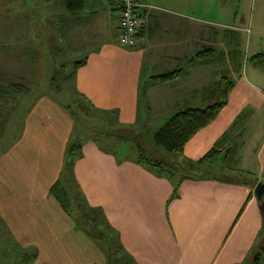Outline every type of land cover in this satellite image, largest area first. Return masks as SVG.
Here are the masks:
<instances>
[{
  "label": "crops",
  "instance_id": "crops-1",
  "mask_svg": "<svg viewBox=\"0 0 264 264\" xmlns=\"http://www.w3.org/2000/svg\"><path fill=\"white\" fill-rule=\"evenodd\" d=\"M48 1L50 8L52 0ZM237 1L240 24L227 25L220 20V28L213 32L220 44L218 49L210 48L212 53H203L185 66L187 60L196 58L200 48H209L213 29L207 25V18L212 12L224 18L218 14L221 7L212 11L211 4L203 5L204 17L200 19L193 16L196 0H159V4L142 7L138 9L142 23L138 44L127 49L118 44L117 0H82V9L74 14L62 0L56 6L66 11L63 21L74 23L77 33L94 24L91 32L100 39L85 55L81 53L82 58L68 60L75 99L81 98L88 107L98 109L127 107L133 101L134 93L130 92L139 83V69L145 65L155 68L159 62V74L184 66L183 75L175 81L150 84V88L159 87V97L180 90L189 77L194 78L193 94L199 89L201 92L196 103L183 106L204 105V91L214 83L205 88L203 76L211 72V58L224 61L227 67L222 74L230 80L241 67L244 13L253 0ZM137 2L145 4L144 0ZM222 7L220 11L225 14L226 6ZM47 25L51 27V19ZM69 36L68 30L67 39ZM262 54H254L250 60L264 69V57H254ZM41 96L27 110L16 142L0 155V222L9 229L15 245L11 252L20 264H110L108 243L97 245L95 237L81 230L49 194L62 170L75 120L70 104L56 102L50 95ZM230 99L232 105L220 129L235 139L236 170L248 173L250 178L260 176L264 171V78L257 86L233 83ZM259 109L262 113H256ZM201 141L194 154L210 138L206 135ZM82 149L73 171L78 188L87 198L86 214H98L103 224L95 215L91 218L115 233L119 257L123 255L130 264H242L250 257L251 247L261 243L264 216L253 189L247 198L254 181L225 184L185 180L179 185L178 197L173 198L170 182L136 164L135 156L100 154V158L96 152L98 158L89 162L87 171L96 173L82 183L78 171L85 160H90Z\"/></svg>",
  "mask_w": 264,
  "mask_h": 264
},
{
  "label": "rangeland",
  "instance_id": "rangeland-1",
  "mask_svg": "<svg viewBox=\"0 0 264 264\" xmlns=\"http://www.w3.org/2000/svg\"><path fill=\"white\" fill-rule=\"evenodd\" d=\"M99 1L103 2V0ZM61 2L62 0H52L49 8L48 0H0V84L5 85L9 92L12 91L0 98V155L16 142V137L22 132L23 119L29 112L27 110L37 102V98L42 97L41 95L44 97L50 95L56 102H65L71 105L70 109L74 113L73 116L75 115V121H73V132L69 143H79L83 148L82 151L86 155H90V160H85L84 165L78 171L79 180L83 183V179L90 180L89 176L96 173L93 170L87 171L89 162L91 164L94 162L93 159L98 158L96 157L97 153L100 158L103 154L120 156L122 153V157L135 156L133 144L130 141L123 145L124 150L120 149L119 143L115 139L106 137L107 132L138 134V137L150 140L154 130L172 113L183 109V105L196 103L201 90L199 89L193 94L191 88L194 78L190 80L188 77L184 79L180 90H176L175 93L166 91V94L162 93V96L159 97V87L150 88L149 79L150 76L159 74V62H157L158 66L155 68L145 65L139 69L137 74L139 83L137 88H132L130 93H134L131 98L133 101L127 107L115 106L98 109L88 107L81 98L75 99L77 97L73 88L74 76L67 77L71 72L70 66H67L68 60L72 58L75 61L82 58L81 53L84 54L87 49H93L97 43H100V39L96 37L97 34L91 32L94 24L85 28V32L82 30L77 33L74 23H65L62 18L66 14L64 7L56 6ZM144 3L146 7H149L153 5L152 3L159 4V0H144ZM205 4H211L212 11L216 10V7L226 6L225 14L224 11H220L221 8L218 11V14L224 15V18L215 17L212 11H210L212 12L211 17L209 16L210 19L207 18L210 21L207 25L213 29L211 40L208 42L209 48L218 49L220 44L217 43V40L215 41L213 34L214 30L220 28L217 23L221 20V23L226 21L227 25L240 24L239 2L237 0H196L193 15L195 18L204 17L203 5ZM244 15L246 29L242 32L241 67L237 74L231 76V80L233 83H249L257 86L264 78V69L252 63L250 58L254 54L264 53V0H253ZM48 19L52 21L51 27L47 25ZM70 19L68 18V20ZM70 29H72L71 33ZM68 30L71 36L67 39ZM218 61V59L211 58L212 65L208 67L211 72L207 71L208 74L203 76L205 88L218 80L227 67L224 61ZM181 67L184 66L181 65ZM12 84H18V93L14 92L17 90L16 88H8ZM253 88L257 91L255 87ZM64 96L72 97V99L67 101ZM246 110L247 108L243 112ZM256 113H262V111L259 109ZM258 117L261 118V115ZM198 150L199 148L196 149V152ZM194 152L185 156L187 161L194 160V156L197 154ZM163 154L166 157L162 154L161 156L167 158L168 161H182V157L174 152H164ZM78 161L79 158H76L73 160V164ZM221 165L212 166L211 172L208 171V173L212 176H217L220 172V174L227 173L225 169L222 170ZM253 176L264 184V171L260 176L258 174ZM233 177L235 176L233 175ZM254 177L250 178L245 175L235 178L243 182H253ZM74 179L76 181L75 176ZM78 189L85 208L84 211L88 213L89 209L85 205L87 198L80 187ZM250 189L252 188L249 187ZM94 215L90 214L89 216H94V218L98 216L96 213ZM96 219L102 223L100 217H96ZM7 230L9 229L5 223L0 222V264H20V259L11 252L15 245ZM102 230L104 231V229ZM262 238L260 242H263L264 236ZM95 239L97 245L101 243L104 246L108 242L99 236H95ZM120 254L119 252L118 255ZM118 255L119 262L116 264H130L123 255L120 257Z\"/></svg>",
  "mask_w": 264,
  "mask_h": 264
},
{
  "label": "trees",
  "instance_id": "trees-1",
  "mask_svg": "<svg viewBox=\"0 0 264 264\" xmlns=\"http://www.w3.org/2000/svg\"><path fill=\"white\" fill-rule=\"evenodd\" d=\"M65 4L67 10L72 14L82 9V0H66ZM206 52L212 53L213 50L204 48L197 51L195 54L196 58L187 60L185 66L194 60L196 61L200 55ZM259 56L264 57L263 54L255 55L254 57ZM80 63H83V61ZM183 70V67H180L152 75L149 77L150 84L159 85L175 81L183 75ZM67 77L71 78L73 74H68ZM17 85L12 84L8 88H16L17 90H14V92L18 93ZM232 89L233 82L222 75L211 87L204 91L203 100L205 102L203 107L178 109L154 130L150 140L138 137V134L127 135V132L117 131L107 132L106 137L115 139L119 144H125L130 141L135 151L136 164L157 177L168 180L172 185L171 195L173 198L178 197L179 185L185 180H215L229 184L239 181L235 178L236 176L246 175L251 177L248 173L236 170L235 157L237 148L235 139L231 138L226 131L220 129V123L232 105L230 99ZM10 92L5 85L0 84V98ZM71 113L74 114L73 112ZM211 133H214L213 137L210 136ZM206 135H208L210 141L202 149L200 148V151L194 156V160L187 161L188 159L185 156L193 153L202 142L203 136ZM164 152H174L182 157V161H168L163 154ZM161 154L165 157L161 156ZM80 156V144H70L65 154L62 170L56 181L50 186L49 194L58 202L63 211L71 214L75 224L81 230L91 235V237L99 236L108 241V261L110 264H116V262H119L117 255L121 251L117 243V236L108 226L101 228L94 218L86 214L83 202L78 194L79 189L73 174V160ZM216 162H220L222 165ZM219 165L227 173L220 174V172L217 176H212L208 173V171L211 172L212 166ZM253 181L252 189L257 184L255 179ZM252 189L249 190L247 198L252 196V193H250ZM261 202L264 203L263 198L258 201V204ZM261 216H264L262 211ZM263 259L264 240L259 245L251 247L250 257L248 260H244L242 264H262Z\"/></svg>",
  "mask_w": 264,
  "mask_h": 264
},
{
  "label": "built area",
  "instance_id": "built-area-1",
  "mask_svg": "<svg viewBox=\"0 0 264 264\" xmlns=\"http://www.w3.org/2000/svg\"><path fill=\"white\" fill-rule=\"evenodd\" d=\"M117 2L119 8L118 44L123 48L132 49L138 44V35L142 26L138 9L146 7V5L137 2V0H117Z\"/></svg>",
  "mask_w": 264,
  "mask_h": 264
},
{
  "label": "water",
  "instance_id": "water-1",
  "mask_svg": "<svg viewBox=\"0 0 264 264\" xmlns=\"http://www.w3.org/2000/svg\"><path fill=\"white\" fill-rule=\"evenodd\" d=\"M253 192L257 201H261L264 195V184L257 183L253 188ZM260 211L264 212V203L259 204Z\"/></svg>",
  "mask_w": 264,
  "mask_h": 264
}]
</instances>
